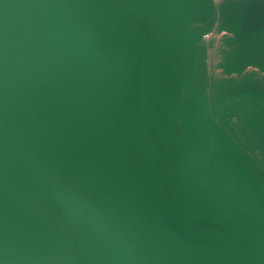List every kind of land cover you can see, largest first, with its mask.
Here are the masks:
<instances>
[{
	"label": "water",
	"instance_id": "water-1",
	"mask_svg": "<svg viewBox=\"0 0 264 264\" xmlns=\"http://www.w3.org/2000/svg\"><path fill=\"white\" fill-rule=\"evenodd\" d=\"M0 264H264V0H0Z\"/></svg>",
	"mask_w": 264,
	"mask_h": 264
}]
</instances>
